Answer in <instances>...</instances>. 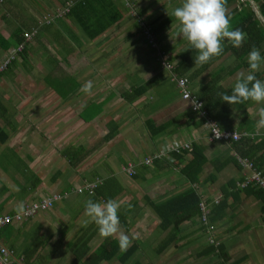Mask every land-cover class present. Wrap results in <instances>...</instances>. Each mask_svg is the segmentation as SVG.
<instances>
[{"label":"crops","instance_id":"crops-1","mask_svg":"<svg viewBox=\"0 0 264 264\" xmlns=\"http://www.w3.org/2000/svg\"><path fill=\"white\" fill-rule=\"evenodd\" d=\"M27 1L39 15L55 12L53 9L58 5L64 7L68 1L75 3L67 16L54 23L44 24L45 26L38 23L39 16L35 18L28 11L29 6L26 8L20 5L19 0H3L0 5L3 17L6 13L3 9H7L9 23L13 21L11 16L19 23L17 26H0V34L10 42L7 49L0 46V61L13 50L18 43L16 38H21L23 31H38L27 43L26 52L17 55L14 64L0 73V127L8 134L6 140L0 142V214L18 211L24 203L56 192H68V196L55 201L51 208L38 212L31 218L12 221L2 227L1 243L22 261L27 259L25 254L28 249L35 248L28 258L29 264H72L77 253L84 251L80 261L75 263L83 264L84 258L106 238L117 239L115 235L101 236L94 223L82 226L81 222L86 219L85 201H103L105 198L96 189L92 195L78 193L75 189L85 182L96 179L105 181L114 177L117 182H108L105 191L107 195L118 192L114 199L122 202L118 211L121 230L130 236L131 244L137 242L139 246L124 263L114 257L99 264H163L161 254L168 249L183 248L193 235L195 229L192 226L199 225V219L184 223L177 239L155 257L151 252L156 254V248L165 238L160 239V231L167 235L168 231H162L158 227L157 236L152 233V226L155 223L158 226L159 218H156L147 198L161 201L194 185L204 200L210 201L219 195L221 201L227 196L224 213L215 222L214 236L229 255L228 263L245 258L240 264H264L261 201L247 192L235 191L231 187L243 180L248 170L233 162L229 144L210 140L209 126L193 117L189 102L182 99L175 84L179 97L175 104L172 101L164 104H129L119 96L130 90L127 77L138 76L136 71L139 68L146 70L137 85L149 83V86L137 101L147 103V95L154 99V92H151L154 83L152 85L151 82H158L163 74L155 62L157 51L148 43V47L146 44H138V39L141 40L138 30L142 27L139 25L143 23V26H148L147 22L156 19L162 21L170 17L171 6H178L181 0L179 3L176 0H131L129 3L122 0H88L86 8H82L83 5L81 3L80 6L78 0ZM148 5H152L150 10L151 6ZM129 10H134L138 19L133 18L131 21L128 18ZM94 13L103 16L106 28L92 38L97 26L94 21L90 25L89 16L95 15ZM177 23L174 18L163 32V43L166 46H169L170 41L171 45H175L169 36L174 34ZM99 40H103L100 44L103 47L99 52L106 54L104 57L102 55L103 68L97 66L93 70H83V61L85 64L90 60L86 55L70 58L74 59L70 61L69 52L75 50L79 56L86 49L95 50ZM66 46L69 49L64 54ZM179 50L180 47L175 48L174 52ZM131 53L138 58L128 62L132 57ZM141 56H145L147 66L142 62ZM232 57L226 55L216 61L196 79V83L206 81L210 72L218 70L221 64L225 66L226 61H233ZM102 58L95 59L99 62ZM35 63L39 68L35 67ZM225 70L227 72H223L224 77H221L220 83L231 88L240 69ZM263 70L264 65L261 68ZM154 77L157 79L153 80ZM165 77L169 78L168 73ZM88 81L92 82L90 91H87L91 98L86 100L83 96L82 99H77L82 93H86L82 89ZM64 82L74 86L68 98L60 94ZM108 90L116 94L112 97L114 100L105 104L97 117L84 122L80 117L81 110L91 101L104 99ZM49 100L57 104H50ZM112 100H122L123 104H112ZM34 101H42L44 104H33ZM69 101L72 104H65ZM258 107L260 105L253 101L233 105L227 130L234 129L244 133L252 132L251 129L254 128L256 132H262L264 127L256 125L258 117L255 113ZM181 117L187 118L184 119L186 121L183 122ZM147 118L153 119L157 124L167 121L169 124L163 132L152 137L145 128ZM89 122L93 123V128L91 125L87 126ZM94 128H98L99 132L95 134ZM108 132L114 133L109 140L103 141ZM173 141L195 142L204 147L206 161L202 165L199 183L191 184L182 174L184 162L176 165L161 158L155 159L150 165L144 163L146 157L152 156L165 143L169 145ZM71 147H76L71 151H77L69 153L73 164L63 154L64 150ZM80 147L83 149L79 151ZM87 149L91 151L85 155L84 151ZM186 156L190 157L189 154ZM128 163L134 165V175L124 169ZM227 186L229 189L224 194L223 190ZM208 255L217 257L210 264H228L219 255Z\"/></svg>","mask_w":264,"mask_h":264},{"label":"trees","instance_id":"trees-1","mask_svg":"<svg viewBox=\"0 0 264 264\" xmlns=\"http://www.w3.org/2000/svg\"><path fill=\"white\" fill-rule=\"evenodd\" d=\"M235 0H225V6L234 2ZM78 4L81 6V3L83 5L82 8H86V4L88 0H78ZM256 3L258 5V9L261 13V15L264 16V0H242V5L239 8H233L228 13L231 15V25L233 28H240L246 33V40L242 44L240 48H233L231 44L227 43L225 41L224 44V50L219 56L213 57L208 63L203 65H198L194 62L195 56H196V50L191 49L189 45L187 44L184 48H180L179 51L174 52L173 55L168 56L166 55V48L167 46L163 43V39H165V35L163 32L165 31L166 26L171 23V21L174 19L170 15V17L165 18L164 20L160 21V19L153 20L148 24V28L151 31V34L154 38V42L158 46V50L162 57L159 59L158 56H156L158 62L157 67L160 69H165L168 72V76L170 81L177 86V83L175 80H173L174 76L177 78H185L186 79V85L187 88L191 91L192 95L201 101L202 107L201 110L204 111V116H201L198 111H194L191 108V103L188 99H184L185 101L189 102L190 110L193 117L198 118L200 120V123H206L207 119L211 122L215 123L220 130L222 131H233L234 129H229V115L231 113V109L233 105H229L227 102H224L220 100L219 93L224 91H230V88H226L223 84L220 83L221 77L223 76L224 69L230 70V68H234L236 70L240 69V71L247 70V64H246V56L248 51L251 47L255 46L261 50L262 53H264V24L260 21V19L257 17L255 11L251 8L252 3ZM75 2L68 1L64 7H62L61 11H55L50 13L49 15L46 14L42 20V23L50 24L56 22L58 19L63 18L67 16L73 8H71L74 5ZM67 11L63 12V10ZM95 14V13H94ZM90 18V25L94 21V24L97 26L96 29H94V33L92 34V38L102 32L105 28V22L103 20V16L100 14H95L92 16H89ZM139 23V21H138ZM141 26V24H140ZM142 29V27H141ZM144 29V28H143ZM37 29L32 30L31 32H22L21 38H16L18 40V43L13 47L15 49L20 44L22 45L21 51L17 52L16 55H14L6 64V67L0 70V73L10 68L16 59V56H20L23 53L26 52L27 49V43L30 41V39L27 38V34H32V36H35L37 33ZM147 40V39H146ZM0 46L3 49H7L10 47V42H7V40L0 34ZM150 46V45H149ZM151 47V46H150ZM152 49H156L151 47ZM261 53V54H262ZM235 56L236 60L234 61V64H228L227 66L219 65L218 70H214L210 72L209 77L206 81L197 84L196 79L205 72L212 64H214L219 59L223 58L224 56ZM3 63V61H0V66ZM164 64H169L170 69L166 68ZM231 71V70H230ZM264 70L257 72V76L261 79H263ZM199 81V80H198ZM65 85V88L63 86L61 87L60 94L64 98H68L72 92L73 87L70 85H67L65 82L63 83ZM192 84V87H191ZM149 83H144L140 85H133L130 90L120 93L119 96L127 103H132L133 101L139 99L142 95H144L148 89ZM179 90V88H178ZM180 93V92H179ZM181 96V94H180ZM113 97V96H112ZM112 97L104 98L98 102L92 101L89 102L80 112V117L84 122L91 121L95 117H97L103 110V106L112 99ZM183 99V98H182ZM251 101V100H249ZM248 102V101H246ZM252 102V101H251ZM183 122H185L187 119L185 117H181ZM145 128L150 136L156 137L158 134L164 131L166 127L169 124V121L157 124L153 119L147 118L144 122ZM254 130V131H253ZM252 132H244L240 133V138L237 140H229V141H223L225 143L229 144V147L231 149L232 153V159L233 162H235L236 165L240 167V165L237 163L236 158L233 156V152L248 158L255 168L259 171H261L262 175L264 176V135H262L261 132H256L255 129H251ZM256 132V133H255ZM114 132H108L103 138V141L109 140ZM8 137L7 132H5L0 127V142H4L6 138ZM181 142H188V141H181ZM217 142V141H215ZM192 146L191 150L179 148L177 151L168 152L166 156L161 157H155L152 162L155 159H161L166 158L167 161H170L171 163L179 165L180 163L184 162V165L181 169L182 174L191 182V184L199 183L200 180V173L202 170V165L205 163L206 158L204 156V147L198 143L195 142H188ZM76 147L68 148L67 150H64V153L71 163L73 164V160L71 159L70 154H73L77 151H71L75 149ZM83 149L80 147L79 151ZM160 148H158L150 157H153L159 152ZM91 151V149L85 150V155L88 154ZM170 154V157L168 156ZM186 154H189L190 157L186 156ZM186 156V157H185ZM80 158H78L77 161H79ZM126 166H124L125 168ZM136 171L134 172V174ZM133 174V175H134ZM117 182V180L112 177L108 180L102 181L103 183L100 184L96 188V192L102 195L105 199L107 198H115L118 192H115L113 194L107 195L105 191L106 184L108 182ZM229 186H227L223 191L224 194L227 193V190ZM231 187H234L235 191H244L247 192V194L252 195L256 198H258L261 201L260 210L262 212V221L264 222V188L257 186V185H248L244 188H239L237 185L232 184ZM122 191V188L120 192ZM225 196L224 198L219 201L218 204L212 207L210 212V223L214 225V229L212 232H208L205 225L200 220L201 216V209H200V202L202 201V198L196 188V186H190L186 188L185 190L178 192L168 198H165L161 201H153L147 200L150 203L151 208L153 209L154 213L159 218L158 227L162 231H168V235L161 241L160 245L156 248L157 254L164 251L173 241L177 239V235L181 232V229L183 227V224L186 222H193L196 220V218L199 219V226L203 228L204 232L206 233L207 237V244L202 249L196 251L195 257L199 258L208 254H215L219 255L222 258V261L225 263H228L230 260V257L227 253L224 251V246L221 243H214L210 242L209 238L212 237L215 241H217L216 237L214 236V231L216 229L215 222L219 219L221 215H223L224 210L227 206V200ZM208 201V200H207ZM209 202V201H208ZM22 209V208H21ZM20 209V210H21ZM19 211V210H18ZM17 212V211H14ZM12 212V213H14ZM8 213V214H12ZM11 222H8L7 224H10ZM5 224V225H7ZM4 225V226H5ZM4 226H1L0 229ZM112 246H115L112 248ZM139 244L136 242L132 243L126 251L121 252L117 240H114L113 238H106L104 242L94 251L90 252L86 258L83 260V264H99L103 260H111L114 257H118V261L121 263H124L128 260V258L135 252V250L138 248ZM110 249V250H109ZM35 248H29L28 252L25 254L26 260L22 261L19 259L23 264H29L28 258L31 257V255L34 253ZM84 255V251L77 253L76 258L72 264H75L76 262L80 261V258ZM245 258H239L236 259L228 264H240ZM133 264H140L139 262H134Z\"/></svg>","mask_w":264,"mask_h":264},{"label":"clouds","instance_id":"clouds-1","mask_svg":"<svg viewBox=\"0 0 264 264\" xmlns=\"http://www.w3.org/2000/svg\"><path fill=\"white\" fill-rule=\"evenodd\" d=\"M171 16L178 21L176 35L182 36L189 47L196 50L194 62L198 65L219 56L224 50L225 41L238 49L246 40V33L242 29L232 27L225 0H181L179 6L173 7ZM232 60L235 61L236 57L233 56ZM246 64L247 70L237 72L230 91L219 93L220 100L229 105H243L249 100L260 105L255 113L258 117L256 125L264 127V79L257 76L264 65V55L259 48H250ZM91 87L92 82L88 81L82 90L87 92ZM192 103L200 107L194 99ZM121 203L113 198L103 201L87 199L84 203L86 219L81 223L82 226L94 223L103 237L115 235L120 251L124 252L130 246L131 238L121 230L118 215Z\"/></svg>","mask_w":264,"mask_h":264},{"label":"rangeland","instance_id":"rangeland-1","mask_svg":"<svg viewBox=\"0 0 264 264\" xmlns=\"http://www.w3.org/2000/svg\"><path fill=\"white\" fill-rule=\"evenodd\" d=\"M2 1L3 0H0V5L2 4ZM19 1H20V5L25 6L26 8H27V6H29L28 7V11L31 12V14L35 18H37L39 16L38 23L41 22V24L43 26H45L44 24H46V23H44V22L42 23V20H43V18H44V16L46 14L49 15L50 13H52V11L51 12H48V13L46 12V13H44L42 15L41 14L39 15L38 14L39 12L37 10H35V8H33L32 6H30L28 4V1L27 0H19ZM162 1L163 0H161V2ZM179 1L180 0H176V2H178V3H179ZM172 3L173 2L171 1L170 4L172 5ZM241 5H242V0H235L234 2H232V3H230V4H228V5L225 6L226 7V11L228 13L233 8H239V7H241ZM148 6H151V7H149V10H150L152 8V5H148ZM60 7H62V6H59L58 5L55 9H53V11H56V10L61 11L62 9ZM172 7H174V5L171 6V11H172ZM251 8L255 11L257 17L264 24V16L261 15V13H260V11L258 9V5L254 2V3L251 4ZM3 10H6V13H7V9H3ZM6 13H5V17L6 18H5V17H3L4 16L3 15L4 13H3V11L0 8V26L9 27L10 24L12 26H17L19 23L15 19V17L11 16V20H13V21H10V23H9V21L7 20L8 15ZM129 13H130V16H128V18L131 21H133L135 18L138 19L135 16L134 10L133 11H130ZM140 20H142V19H140ZM136 22H137V20H136ZM147 23L149 24V22H147ZM141 25H142V29H141V27L139 25L140 29L138 30V33H139V37L141 38L142 42H141L140 39H138L139 42H140L138 44L139 45L146 44V46L148 47V44L149 43L147 42L146 36L143 33V28H144L143 23ZM174 31H175L174 32L175 35L173 33H171L170 36H169V38H172V41L175 42V45H171V43H170L171 41L168 43L169 46H167L166 52H165L166 55H168V56H171V55L174 54V49L175 48H179V47L180 48H184L188 44L187 41L184 40V38L182 36L181 37L176 36L177 28ZM27 35H28L27 38H29V39H31L33 37L32 34H27ZM102 41L103 40H99V42H97L98 44L96 43L97 46H95V50L86 49L82 53L80 52L81 54L79 53L80 54L79 56H78V52H75V50L73 52H69V54H70V56L68 55L69 56V59L70 58H78V57H80L82 55H86V56H88L90 58V60L87 63H85V64H84V61L82 60L83 61V65H81V68L83 70H90V69L93 70V69H96L97 66H98V68H103L104 66L101 64V62H103L102 55L104 57L106 54H102L101 52H99V50L103 47V46L100 45L102 43ZM163 41H164V39H163ZM92 47L94 48V46H92ZM116 47H119V45L116 46ZM116 47H114V49ZM70 48H72V46H70ZM67 49H69L67 46H66V48L63 49L64 54H67L68 53L67 52L68 51ZM126 51L128 52L129 50H126ZM11 52H12V50H10L8 52V54L6 55V57L2 61H4L9 56V54ZM133 54L131 53L130 56H132ZM140 55H142V54H140ZM96 56L97 57H101L102 59L99 62H97L96 59H95V58H97ZM134 56L130 57L129 59L128 58H126V59H128V62H131L132 60H137L138 57L136 58V56H135V59H133ZM73 60L74 59H70V61H73ZM141 60L147 66L148 61L145 59V56H141ZM76 61H79V59L76 60ZM79 62H81V61H79ZM155 62L157 64L158 60H155ZM224 64H225V66H227L228 64H232L233 65L234 64V61H226ZM35 67L36 68H39L38 65H37V63H35ZM261 68H263V65L261 66ZM57 69H60V68H57ZM145 70L146 69L143 70V69H139L138 68L137 71H136V74L139 73L138 76H131L132 78H128L129 76L127 77L128 83L130 84V87L129 88H131V86L137 85L139 83V81L141 79L140 76L143 77V75H145V72H144ZM159 71H160V69H159ZM223 72H227V71L225 70ZM160 73L163 74V75H161L162 76L161 79L158 82L157 81H152L151 82L152 85L154 83V86L151 88V92H154V99H150V96L147 95V97L145 99L147 101V103H142V101L141 102H138L137 100H135V101L132 102V104H136V103H138V104L139 103L140 104H164L165 102H168V101L174 102L173 104L177 103V101L179 99V97H178V90L175 87V85L169 80V78L168 77H165V75L168 72L165 69H162ZM52 76H53V78L56 77L55 74H53V73H52ZM156 79H157V77H154L153 80H156ZM226 88H228V87H226ZM87 93L88 92L82 93L81 96L78 97L77 99H80V98L82 99V97L85 96L87 98L86 100H88L91 97H89V95ZM112 96L115 97L116 94L115 93H110V91L108 90L107 93L105 94L104 98H108V97H112ZM72 99H73V97L71 98V100ZM77 99L75 98V101ZM113 100H112V104H123L122 103L123 102L122 100H118L117 102H115ZM49 101H50V104H57L54 101L52 103L51 102L52 100H49ZM108 102L106 104H108ZM39 103L40 104H44L42 101H34L33 104H39ZM65 104H72V101H69V103L68 102L67 103L65 102ZM80 121H81L82 124H84V122L82 120H80ZM93 122H95V121H93ZM90 125L92 126L91 128H93V123L92 122H89L87 124L88 127H90ZM93 132L95 134L98 133L99 132L98 128H94ZM93 132H92V134H94ZM170 195H168V196H170ZM157 201H159V200H157ZM156 218H158V217L156 216ZM192 229H195V230H193V235L188 239V242L185 243V246L183 248L182 247H179L178 249H174V250H169L168 249L165 253L161 254L162 255L161 260L163 261V264H210V263L214 262V260L217 259V257L214 256V255H207V256H202V257H199V258L195 257L196 251L199 250L200 248H202L203 246H205L207 244V238H206V233L204 232L203 228H201L198 224H194L192 226ZM158 231H159V228H158L157 224L156 223L153 224V226H152V233H154L157 236V232ZM166 236H167V233L166 232L165 233H162L160 231V239H163ZM151 254L154 255L155 257H158V255H159V254L157 255V253L155 254L154 252H151Z\"/></svg>","mask_w":264,"mask_h":264},{"label":"built area","instance_id":"built-area-1","mask_svg":"<svg viewBox=\"0 0 264 264\" xmlns=\"http://www.w3.org/2000/svg\"><path fill=\"white\" fill-rule=\"evenodd\" d=\"M126 3H129L131 0H122ZM63 10V12L67 11ZM143 33L146 36L147 42L149 45L153 48H156L155 51H157L156 55L160 59L162 55L160 54L158 50L157 44L154 42V38L151 34V31L149 30L148 26H144ZM28 36V35H27ZM29 39V38H28ZM22 45L20 44L15 49L12 50V52L9 54V56L3 61V63L0 66V70L6 67L7 62L9 59H11L14 55H16L17 52L21 51ZM166 68L170 69L169 64H164ZM177 83V86L179 88V92L181 94V97L183 99H188L191 103V108L194 111H198L201 116H204V111L201 110L202 104L201 101L196 99L191 91L187 88L186 85V79L185 78H177L176 76L173 77ZM193 99L195 100L196 104H199L200 107L197 108L195 104L192 103ZM207 125L209 126V133H210V140L211 141H229V140H237L240 138V133L233 130V131H222L220 128L213 122L207 119L206 121ZM262 135H264V130L261 132ZM220 134V135H219ZM219 135V136H217ZM179 148L188 149L191 150L192 146L188 142H170L169 145L165 143L159 150V152L154 155L153 157H146L144 159V163L147 165H150L152 160L155 157H161L166 156V154L173 150L177 151ZM233 156L236 158L237 163L243 167L244 169L248 170V174L245 175L243 180L236 183V185L239 188L247 187L248 185H257L264 188V176L262 175L261 171L257 170L253 163L246 157H243L235 152H233ZM171 161V159H170ZM128 171L130 174H134L135 169L134 165L132 163H128L126 167L124 168ZM102 184L101 179H96L93 182H85L83 185L76 187L75 191L78 193H86L88 195H92L95 192V189ZM68 196V192H56L53 193L51 196H45L41 197L37 200H32L29 202H26L23 204L22 209L14 212L12 214L3 213L0 214V227L4 226L8 222L12 221H22L28 218L33 217L38 212L45 211L49 208H51L55 201L66 198ZM220 201V196H214L209 202L207 200L202 199L200 202V209H201V216L200 220L203 223V225L206 226L208 232H212L214 229V225L210 223V212L213 206L218 204ZM210 242L217 243L212 237L209 238ZM0 264H23L19 259L13 256L12 252L1 243L0 240Z\"/></svg>","mask_w":264,"mask_h":264}]
</instances>
